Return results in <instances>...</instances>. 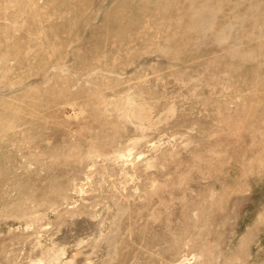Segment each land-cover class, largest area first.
<instances>
[{
	"label": "rangeland",
	"instance_id": "1",
	"mask_svg": "<svg viewBox=\"0 0 264 264\" xmlns=\"http://www.w3.org/2000/svg\"><path fill=\"white\" fill-rule=\"evenodd\" d=\"M0 264H264V0H0Z\"/></svg>",
	"mask_w": 264,
	"mask_h": 264
}]
</instances>
